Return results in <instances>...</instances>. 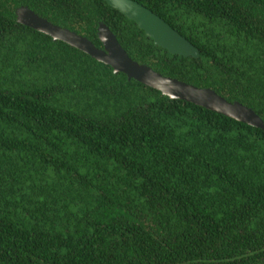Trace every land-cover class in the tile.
I'll use <instances>...</instances> for the list:
<instances>
[{
  "label": "trees",
  "instance_id": "1",
  "mask_svg": "<svg viewBox=\"0 0 264 264\" xmlns=\"http://www.w3.org/2000/svg\"><path fill=\"white\" fill-rule=\"evenodd\" d=\"M200 51L172 54L106 0H0V264H264V129L172 99L17 20L28 6L264 120V0H135Z\"/></svg>",
  "mask_w": 264,
  "mask_h": 264
},
{
  "label": "water",
  "instance_id": "2",
  "mask_svg": "<svg viewBox=\"0 0 264 264\" xmlns=\"http://www.w3.org/2000/svg\"><path fill=\"white\" fill-rule=\"evenodd\" d=\"M109 5L134 20L154 43L172 54L185 57H200L199 49L174 29L162 17L135 0H106ZM17 20L33 29L50 35L55 41H64L113 67L116 74L124 73L149 87L160 90L172 99H181L223 114L237 121L264 129V120L251 107L240 101L231 102L212 88L198 87L177 78L165 76L148 64L132 59L119 42L117 35L105 23L98 28L103 47L76 31L52 23L28 6L16 10Z\"/></svg>",
  "mask_w": 264,
  "mask_h": 264
}]
</instances>
